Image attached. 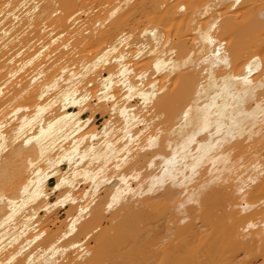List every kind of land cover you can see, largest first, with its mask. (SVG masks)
Wrapping results in <instances>:
<instances>
[{
    "label": "bare ground",
    "instance_id": "6f19581e",
    "mask_svg": "<svg viewBox=\"0 0 264 264\" xmlns=\"http://www.w3.org/2000/svg\"><path fill=\"white\" fill-rule=\"evenodd\" d=\"M0 264H264V0H0Z\"/></svg>",
    "mask_w": 264,
    "mask_h": 264
},
{
    "label": "rangeland",
    "instance_id": "374dc122",
    "mask_svg": "<svg viewBox=\"0 0 264 264\" xmlns=\"http://www.w3.org/2000/svg\"><path fill=\"white\" fill-rule=\"evenodd\" d=\"M96 117H97V123L101 125L104 121V117H102L100 114H97ZM63 218H64V215H61L60 219H63ZM260 262H261V259H260Z\"/></svg>",
    "mask_w": 264,
    "mask_h": 264
}]
</instances>
